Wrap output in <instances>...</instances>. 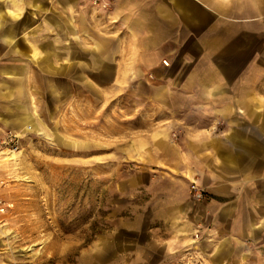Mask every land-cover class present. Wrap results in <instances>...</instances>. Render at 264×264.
I'll return each mask as SVG.
<instances>
[{
    "label": "rangeland",
    "instance_id": "374dc122",
    "mask_svg": "<svg viewBox=\"0 0 264 264\" xmlns=\"http://www.w3.org/2000/svg\"><path fill=\"white\" fill-rule=\"evenodd\" d=\"M61 2L0 0V91L11 88L18 111L0 118V143L9 131L19 137L16 153L0 144V264H209L198 230L179 237L162 221L160 198L181 175L193 201L205 199L201 180L216 175L205 170L211 149L193 155L191 142L224 140L225 114L243 138L249 120L264 124V36L247 35L243 22L209 36L172 35L178 28L168 21H160L165 35H124L114 3ZM105 39L117 65L110 73L88 62L94 49L103 58ZM150 39L164 55L180 50L189 66L206 55L254 65L260 82H159L153 68L134 66L136 45Z\"/></svg>",
    "mask_w": 264,
    "mask_h": 264
},
{
    "label": "crops",
    "instance_id": "0c3cea01",
    "mask_svg": "<svg viewBox=\"0 0 264 264\" xmlns=\"http://www.w3.org/2000/svg\"><path fill=\"white\" fill-rule=\"evenodd\" d=\"M77 1L79 0H70L71 3ZM105 1L114 3L124 35H165L167 33L160 26V21H168L170 26L177 25L178 28L172 35L209 36L218 34L213 30L225 24L232 26V23L243 22V25L249 26L251 23L252 26L246 32L247 35L264 36V30H255L256 22L264 25V0ZM5 34L11 35L9 31ZM5 40L9 51L16 55L15 42L10 37ZM154 42V39H150L148 44H137L133 61L135 67L153 68L159 82L176 83L182 89L189 82H260L257 79L260 71L257 72L254 65H248L243 70L245 66L238 61L223 65L216 62L215 56L206 55L203 56L206 62H194V65L189 66L188 56L179 53L180 50H170L168 55H164ZM106 43L105 39L103 58L96 60L97 53L94 49L93 54L91 52L93 58L88 61L90 66L104 68L105 73L112 66H117L112 65L111 47ZM162 58L167 59L168 67L161 64ZM5 75L10 79L16 77L10 71H6ZM7 90V93L0 91V118L7 117L9 120L18 111L15 93L10 87ZM221 113L223 112L218 111L217 114ZM225 117L230 131L226 133L224 140L214 139L209 134L205 143L191 142L193 155L197 147L211 149L210 154L205 157V170L208 173L214 170L216 175H207L201 180L206 190L205 199L193 201L188 179L176 175L170 181L166 200L160 198L161 211L167 212L162 221L168 222V227L173 229L175 236H192L198 230L202 237L200 245L204 249L202 255L209 264H264V124L255 125V122H249L252 119L249 120L248 134L243 138L238 129L241 124L237 118L231 114H225ZM241 152L247 155L240 156ZM256 152L259 154L258 160L252 158ZM191 159L197 162L200 160L195 156ZM246 170L249 173L245 175L243 173Z\"/></svg>",
    "mask_w": 264,
    "mask_h": 264
},
{
    "label": "built area",
    "instance_id": "2783aa9c",
    "mask_svg": "<svg viewBox=\"0 0 264 264\" xmlns=\"http://www.w3.org/2000/svg\"><path fill=\"white\" fill-rule=\"evenodd\" d=\"M163 63L165 65L167 64L165 61ZM0 144H1V146L8 147L7 149L9 152H11V151L17 152L19 149V137L16 133L9 131L6 133V136L1 141ZM0 184H1V181H0ZM192 190H194L193 196L195 197V199H197V200L203 199L204 195H203L202 191H200L196 187H192ZM0 212H4L3 203L1 200H0Z\"/></svg>",
    "mask_w": 264,
    "mask_h": 264
},
{
    "label": "bare ground",
    "instance_id": "6f19581e",
    "mask_svg": "<svg viewBox=\"0 0 264 264\" xmlns=\"http://www.w3.org/2000/svg\"><path fill=\"white\" fill-rule=\"evenodd\" d=\"M14 14H15V13H14ZM9 153L11 154V153H16V152L11 151V152H9ZM211 163H212V162H211ZM236 188H237V187H236Z\"/></svg>",
    "mask_w": 264,
    "mask_h": 264
}]
</instances>
